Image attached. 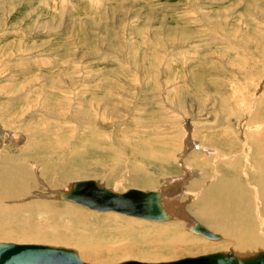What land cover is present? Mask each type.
<instances>
[{"label":"rangeland","instance_id":"374dc122","mask_svg":"<svg viewBox=\"0 0 264 264\" xmlns=\"http://www.w3.org/2000/svg\"><path fill=\"white\" fill-rule=\"evenodd\" d=\"M257 102H264V0H0V159L13 163L24 153L25 167H38L30 171L32 191L42 199L39 157L60 154L61 164L75 160L64 165L72 178L52 189L78 180L118 192L161 188L168 204L185 209L182 217L174 212L141 226L54 195L46 201L58 206L56 214L79 217L70 234L80 243H36L79 250L98 264L216 251L165 242L158 228L201 244L224 242L187 230L183 215L200 220L196 208L207 187L232 173L223 164L226 143L249 157L250 131L264 125ZM139 179L144 184L135 186ZM196 180L200 186L190 191ZM33 192L5 204L40 201ZM87 239L98 256H83Z\"/></svg>","mask_w":264,"mask_h":264},{"label":"bare ground","instance_id":"6f19581e","mask_svg":"<svg viewBox=\"0 0 264 264\" xmlns=\"http://www.w3.org/2000/svg\"><path fill=\"white\" fill-rule=\"evenodd\" d=\"M257 105H258V108L261 105L264 106V102L263 103L257 102ZM253 114L257 116V114H255V113H253ZM81 117H84V116L81 115ZM254 118H255V116H254ZM255 119H257V118H255ZM256 122H258V121H256ZM250 132H251L249 134L250 140H248V142L246 143V146L249 148V151L247 153L249 157H244V155L243 156L240 155V152L235 151L236 150L235 148L229 147V146H231V144H233V141H232V143H229L230 142L229 141L228 142L229 144L228 143L225 144L226 147H228V150L226 151L228 154H223V156H225L223 158L224 159L226 158V160L223 161V164L226 165L225 168L232 169V171H230V172H232L233 174L230 173V176L224 175L221 179H219L216 182V184L213 183L212 185L208 186L207 189L205 190V192H204V194H203V196L199 202L200 204L196 208L197 211L195 214V216L203 222H201L200 220L196 221L195 219H191L192 216H190L188 212H187L188 214L186 213L183 215L185 218L189 219V220H187V222H188L187 225L189 224L187 226V230H189V231H191L197 235L210 238V240L211 239H214V240H221L222 239V240H224V242L221 243L218 241H214L211 243L208 241V243L201 244L199 241H195L191 237L184 235L182 232H177L178 230L168 231L166 229H159L158 228V236L160 238L166 239L165 242L168 241V242L173 243V244H177V243L183 244L185 242L188 243V241H189V244H192L193 247H196L199 249H201L202 245H204L203 247H206L208 249L216 248V251L214 250V252L209 251V253L200 254L199 253L200 251H199L197 253L198 255L196 254L195 256H188V257L182 256L183 258H181V259L195 258V257H199V256H206V255L217 254V253H229V252H232L233 254H235L237 256L244 257V256H248V255H254V254L259 253V252H264V125L261 126V128L254 129ZM78 147H80V146H78ZM206 147L207 146H204V143L199 144V148H201V149L206 148ZM230 148H232V149H230ZM77 149H79V148H77ZM224 149H227V148H224ZM35 150H37V149H35ZM80 150H81V148H80ZM90 150H91V145H90ZM23 151H21V152H23ZM22 154L23 155L21 156V158L18 159V161H13V163L6 160L7 158L3 159L4 158L3 156H2L3 161H2V159H0V244L1 243L42 244V245L53 246L52 244H48V243H44V242L43 243H36L35 241H45V242H50V243H64V244L80 243V241H76V240L73 241L72 235L70 234V232L72 230L71 225H72L73 221H77V223H78L79 217H77V216L75 217V215L72 214V212H68V213L63 212L64 214H61V212H60L59 214H56L54 209H56L58 206L56 207V205L54 206V204H51L50 202H48L46 200L52 199L51 196L55 195L56 198H58L60 200H64V201L67 200L69 202L78 204L77 202H75L73 200L63 198L62 195L74 194L78 190L80 192V194L82 193L85 196H89L92 193L91 192L92 188L88 187L89 188L88 189L85 186L84 187L79 186L78 183H81V182L94 181L95 183H97V185L99 187L109 189L112 192H116V193H125L128 191V190L125 192L115 191L112 188L103 186V184H101V182H99L97 180H81V181L78 180V181L72 182L69 185V187L67 188V190H59L56 188H55L56 190L52 189V187H55V186H57V187L58 186H65L66 183H65V180H63L64 178H69V179L72 178V175L70 173H67L66 168H64V165H70L73 163V161H75L74 159H71V161L65 160L66 159L65 158V159H63L65 164L62 163L63 164L62 165L60 162H62L61 159L64 157L60 156V154H58L56 156L55 160H52V159L48 160L47 159L44 161L43 157H39V161L41 163V165L39 164L40 165L39 167H42L44 170V174H46L44 176V177H46V178H44V180H46V181H42V183L44 182V184H46L45 186H43V188H45L47 191V193H46L47 197L45 199H42L45 196V194H43L42 191H38V190L35 192L32 191V188L34 187L33 184L35 182L31 176L30 171L31 170H37L38 167L35 168L36 165L34 163L32 164V162H31V163H29V164H31L30 165L31 169H29V168L27 169L25 167L24 161L26 160V162H27L28 158L25 157L24 153H22ZM87 154H88V152H87ZM5 155H6V153H5ZM59 156L62 158H59ZM15 158L17 159V157H15ZM244 160L246 161L245 165H243ZM85 172H87V171L82 170V173H80V174L82 176L86 175ZM88 173H90V172H88ZM94 174H96V173H94ZM35 175H34V177H35ZM67 175H69V176H67ZM140 180L141 179L134 181L135 186L140 185V183L144 184V182H141ZM130 184L134 185L131 181H130ZM199 184H200V182L198 180L193 181V183L191 184V187H190V191H194L195 188ZM209 184H211V183H209ZM131 189H138V190H142V191H152V192L160 193L159 200L162 204V207L164 208L165 212L168 215L167 220H170L173 218V216H175L173 214L174 212H176V213L178 212L177 213L178 216L180 215L181 217H182V214L185 212V209H182V208L180 209L178 207L179 206L178 202L176 204H174L175 206H173L171 203L168 204L165 192L161 188H159L157 190H145V189L143 190V189H139V188H131ZM201 189H203V188H201ZM196 191H198V190H196ZM30 192H33L34 195L37 196V198H40V201H35L34 203H30L32 200H34V199H31L29 201H26L25 202L26 204L22 203V205H20V206H12V205L5 204L6 203L5 201L7 199L8 200L9 199H18V198L24 199L30 194ZM78 205H81V204H78ZM82 206H84V205H82ZM95 211H98V210H95ZM113 212L116 213V211H113ZM117 213H119V212H117ZM120 214H122V213H120ZM123 215H125L126 218L131 219L132 221L133 220L136 221L137 224H139L141 226L142 225H148V223H146L144 220H150V219H144V218H140V217H136V216H130L127 214H123ZM39 218H41L40 221L35 220V219L39 220ZM152 221H155V220H152ZM159 221H165V220H159ZM149 224L151 225V223H149ZM197 228H203L204 234H202V233L200 234V233L196 232L195 229H197ZM80 230H82V229H80ZM151 230L149 233H151ZM147 231L148 230H146V232ZM155 231H157V230H155ZM179 231H181V230H179ZM217 231H221L225 235H222L221 233H219ZM152 236H154V235H152ZM87 242L89 243L90 246L87 248L86 244L84 245V248H82L83 256L88 257V258L98 256L99 252H98V250L95 249V246L93 244H90L88 239H87ZM159 244L161 245V242ZM56 245H58V244H55V247H56ZM169 245L171 246V244H169ZM70 247H71V245H70ZM76 247H78V246H76ZM140 247H141V245H140ZM65 248H68V247L65 246ZM134 248H136V247H134ZM259 248H263V249H260L257 251L255 250V249H259ZM138 249H140V248H138ZM78 251H75V252H77V255L79 256V258L82 261H84L86 263H91V262L84 260L80 256L81 253H78ZM155 251H159V250L154 249V251H152V253L154 255H158V253L162 254L160 252H155ZM150 252H151V250H150ZM150 252H147L145 257L147 255H149ZM165 252L173 253L174 251H165ZM175 252H176V250H175ZM202 252H204V251H202ZM125 253H127V252H125ZM137 253H139V252L137 251ZM176 253H175V255H176ZM190 254H193V253H190ZM183 255H184V252H183ZM162 256H163V254H162ZM172 256H174V255H172ZM129 257H130V255H129ZM151 257H152V255H151ZM160 257H161V255H160ZM163 257H165V256H163ZM163 257H161V258H163ZM133 258H135V257L133 256ZM156 259H158V258L156 257ZM91 260L92 259H90V261ZM148 260H151V259H148ZM176 260H180V259H176ZM176 260H173V261H176ZM154 261L150 262V263H158L157 261L156 262H154ZM170 261H172V260H170ZM145 262H147V260ZM165 262H168V261H165ZM91 264H98V263H91Z\"/></svg>","mask_w":264,"mask_h":264},{"label":"water","instance_id":"95a60500","mask_svg":"<svg viewBox=\"0 0 264 264\" xmlns=\"http://www.w3.org/2000/svg\"><path fill=\"white\" fill-rule=\"evenodd\" d=\"M78 184L82 187L92 188V193L89 196H85L77 190L74 194L62 195L63 198L73 200L93 210L116 211L155 221L168 219V215L159 200L160 193L138 189H130L125 193H116L109 189L99 187L94 181ZM195 231L204 234L203 228H197ZM0 264L91 263L82 261L71 248L42 244L1 243ZM116 264H264V252L244 257L229 252L168 262L150 263L138 260H127Z\"/></svg>","mask_w":264,"mask_h":264}]
</instances>
